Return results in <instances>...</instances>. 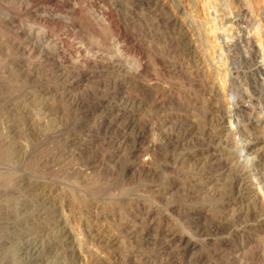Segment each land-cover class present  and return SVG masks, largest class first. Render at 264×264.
I'll return each mask as SVG.
<instances>
[{
    "label": "rangeland",
    "instance_id": "obj_1",
    "mask_svg": "<svg viewBox=\"0 0 264 264\" xmlns=\"http://www.w3.org/2000/svg\"><path fill=\"white\" fill-rule=\"evenodd\" d=\"M0 264H264V0H0Z\"/></svg>",
    "mask_w": 264,
    "mask_h": 264
},
{
    "label": "bare ground",
    "instance_id": "obj_2",
    "mask_svg": "<svg viewBox=\"0 0 264 264\" xmlns=\"http://www.w3.org/2000/svg\"><path fill=\"white\" fill-rule=\"evenodd\" d=\"M148 1H150V0H148ZM152 1V0H151ZM155 1V0H154ZM142 3V1L140 2V4ZM147 3V2H146ZM155 5H156V3H154ZM158 4V3H157ZM145 5V4H144ZM150 5V4H149ZM152 5V4H151ZM153 6V5H152ZM148 7V6H147ZM158 8V7H157ZM162 10V9H161ZM152 11H153V9H152ZM109 12V11H108ZM149 12H150V10H149ZM152 13V12H151ZM107 15V14H106ZM110 16H111V14H109ZM172 18V17H171ZM109 19H110V17H109ZM259 20V19H258ZM168 21V20H167ZM169 22V21H168ZM167 22V23H168ZM110 24H111V22H110ZM112 25V24H111ZM241 31V30H240ZM240 31L238 30V35L240 34ZM257 31V30H256ZM121 33V32H120ZM250 33V32H249ZM249 33H247L248 35H249ZM258 33V32H257ZM119 34V33H118ZM256 34V33H255ZM257 35V34H256ZM128 36V35H127ZM184 37V36H183ZM127 38V37H126ZM121 39V38H120ZM129 39H131V38H129ZM127 42H128V39L126 40ZM130 41V40H129ZM131 42V41H130ZM130 42H128V43H130ZM236 42V41H235ZM239 42H241V41H239ZM130 44H133L132 42L130 43ZM87 46V45H86ZM134 47V46H133ZM83 48L84 47H82V46H80L79 48H78V53H79V55L81 54V57L80 58H82L83 59V61L84 62H87V61H89V59H92L91 57H90V55H86V54H83ZM188 48V47H187ZM87 49V48H86ZM89 49V48H88ZM85 50V49H84ZM186 51H188L187 49H186ZM257 51V50H256ZM187 53V52H186ZM254 54V53H253ZM143 59V58H142ZM93 60V59H92ZM139 61V60H138ZM90 62V61H89ZM143 66H144V63H142V62H139V66L137 67V69H135L134 71H136V70H138L137 72H140V70H142L143 69ZM133 72V71H132ZM132 74V73H131ZM133 76H135V75H133ZM161 92V91H160ZM216 93H218V92H216ZM216 95V94H215ZM219 95V94H218ZM213 104V103H212ZM211 107V106H210ZM209 107V109L207 110V115H206V117L204 118V119H201V121H205L206 122V124H205V129H204V134L205 135H207L208 136V138H210V139H216V140H218V142L219 143H221V145L222 144H224L225 142H226V139L225 138H222V134H221V131H218L219 133L217 134L216 133V135L214 136L213 134H212V132H213V129L212 128H210V126H211V124L213 123V121H214V116H215V113H216V111H217V109H218V106H212V107H214L213 109L212 108H210ZM162 114H164V113H162ZM135 116V115H134ZM138 118V117H137ZM136 118V119H137ZM203 118V117H202ZM139 119V118H138ZM167 119V118H166ZM179 119V118H178ZM197 119V118H196ZM194 120V119H193ZM199 120V119H198ZM132 121V120H131ZM139 121V120H138ZM166 121V120H165ZM200 121V122H201ZM136 122V121H135ZM193 122V121H192ZM199 122V123H200ZM198 123V124H199ZM167 124V123H166ZM169 124V123H168ZM202 124V123H201ZM204 124V123H203ZM147 125V124H146ZM164 125V124H163ZM193 125V124H192ZM163 127V126H162ZM192 127V126H191ZM224 127V126H223ZM150 128V127H149ZM196 128V127H195ZM201 128V127H200ZM162 129V128H161ZM194 129V128H193ZM193 129H191V130H193ZM198 129V128H197ZM152 131V130H151ZM188 131V130H187ZM163 133V132H162ZM163 134H165V133H163ZM188 134V133H187ZM201 134H202V132H201ZM166 135V134H165ZM168 136V135H167ZM178 136V135H177ZM188 136H190V135H188ZM164 137V136H163ZM204 137V136H203ZM168 138V137H167ZM170 138H171V134H170ZM177 138V137H176ZM179 138H181V137H179ZM184 138V137H183ZM182 138V139H183ZM188 138V137H187ZM208 138H207V140H208ZM163 139H165V138H163ZM178 139V138H177ZM203 139V138H202ZM206 139V138H205ZM185 140V139H184ZM167 141V140H166ZM171 141V140H170ZM174 141V140H173ZM177 142H178V140H176ZM186 141V140H185ZM172 142V141H171ZM173 143V142H172ZM179 143V142H178ZM178 143L176 144V145H178ZM216 143V142H215ZM218 143V144H219ZM168 144V146H169V143H167ZM152 145V144H151ZM166 145V144H165ZM217 145V144H216ZM171 146V145H170ZM180 146V145H179ZM150 147V146H149ZM151 151V150H150ZM8 152V151H7ZM6 152V153H7ZM203 152V151H202ZM9 154H10V152H8ZM7 153V154H8ZM143 153V152H142ZM145 153V152H144ZM205 153V152H204ZM203 153V154H204ZM4 154V155H3ZM1 153V156H5V155H7V154H5V153ZM8 154V155H9ZM201 154V153H200ZM11 155V154H10ZM150 155V154H149ZM215 155H217V153L215 154ZM214 155V153H212L211 155H209V156H206L205 157V159L204 160H206L205 162L208 164L209 162H214V160H218V158H216V156ZM54 156V155H53ZM137 156V155H136ZM184 156V155H183ZM6 157H8V156H6ZM151 157V156H150ZM199 157H200V155H199ZM2 158V157H1ZM3 158H5V157H3ZM149 158V157H148ZM184 158V157H183ZM220 158V157H219ZM6 159H8V158H6ZM150 159V158H149ZM182 159V158H181ZM223 159V158H222ZM197 160V159H196ZM7 161V160H6ZM179 161H181V160H179ZM193 161V160H192ZM198 161H201L202 162V160H198ZM142 162H144L143 160H142ZM188 162H190V161H188ZM201 162H199V163H201ZM216 162V161H215ZM145 163V162H144ZM178 164H179V162H177ZM186 163V162H185ZM191 163V162H190ZM217 163V162H216ZM48 164V163H47ZM177 164V165H178ZM198 164V163H197ZM214 164V163H213ZM218 164V163H217ZM196 165V164H195ZM199 165V164H198ZM204 166H205V164H203ZM208 166V165H207ZM198 167V166H197ZM203 167V166H202ZM210 167V166H209ZM212 167V166H211ZM204 168V167H203ZM197 169V168H196ZM209 169V168H208ZM201 171V170H200ZM78 172V171H77ZM199 175V174H198ZM195 176V175H194ZM200 176V175H199ZM198 177V176H197ZM196 177V178H197ZM201 178V177H200ZM238 179V178H237ZM241 179V178H240ZM239 179V180H240ZM245 179V178H244ZM193 180V179H192ZM195 180V179H194ZM200 180V179H199ZM242 180H243V178H242ZM241 181V180H240ZM239 181V182H240ZM243 182V181H242ZM245 182V181H244ZM240 184H242V183H240ZM233 185H235V184H233ZM237 186V185H236ZM243 186V185H242ZM246 186V185H245ZM244 186V187H245ZM239 187H241V185L239 186ZM239 187H238V189H239ZM246 188V187H245ZM241 189V188H240ZM232 193H233V191H232ZM234 194V193H233ZM8 226H10L11 227V229L13 228H17L18 227V225H19V223L18 222H8V224H7ZM10 230V229H9ZM8 231V230H7ZM11 233V232H10ZM58 233V232H57ZM170 234V233H169ZM175 234V233H174ZM12 235V234H11ZM177 235V234H176ZM16 236V235H15ZM14 236V237H15ZM18 236H21V237H19L20 239H25V240H23V242L24 241H26V236H23L22 234L20 235H18ZM170 236L172 237V239H173V241L175 240V236L174 235H172V234H170ZM33 237H35L34 239H31L30 237V239H28V241H27V243L25 244V250H28L29 251V253L31 252L34 256L36 255V256H40L41 255V257H42V251H43V249H41L42 248V246H41V244H40V241H39V239L37 238V236H33ZM66 238V237H65ZM117 240V239H116ZM175 242V241H174ZM177 242H178V244H179V242L181 243V240L179 241V240H177ZM21 243V242H20ZM19 243V244H20ZM24 244V243H23ZM22 244V245H23ZM24 246H21V248H23ZM20 249V248H19ZM74 251V250H73ZM26 252V251H25ZM24 252V253H25ZM27 253V252H26ZM48 254V253H47ZM70 255V254H69ZM73 254H71V256H72ZM50 256V255H49ZM54 256V255H53ZM74 256V255H73ZM23 257V256H22ZM55 257H56V255H55ZM44 258V257H43ZM38 259V258H37ZM101 263V262H100ZM104 263V262H103Z\"/></svg>",
    "mask_w": 264,
    "mask_h": 264
}]
</instances>
